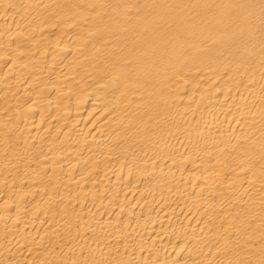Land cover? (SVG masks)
<instances>
[{
	"label": "bare ground",
	"instance_id": "obj_1",
	"mask_svg": "<svg viewBox=\"0 0 264 264\" xmlns=\"http://www.w3.org/2000/svg\"><path fill=\"white\" fill-rule=\"evenodd\" d=\"M0 264H264V0H0Z\"/></svg>",
	"mask_w": 264,
	"mask_h": 264
}]
</instances>
